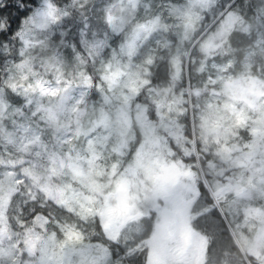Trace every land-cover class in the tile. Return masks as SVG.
<instances>
[{
  "label": "snow or ice",
  "instance_id": "6c2138e0",
  "mask_svg": "<svg viewBox=\"0 0 264 264\" xmlns=\"http://www.w3.org/2000/svg\"><path fill=\"white\" fill-rule=\"evenodd\" d=\"M0 264H264V0H0Z\"/></svg>",
  "mask_w": 264,
  "mask_h": 264
}]
</instances>
